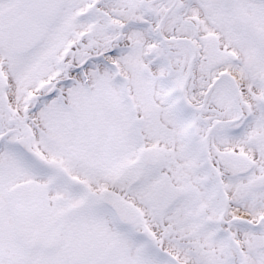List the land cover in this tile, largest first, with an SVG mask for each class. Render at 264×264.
I'll return each mask as SVG.
<instances>
[{"label": "snow or ice", "instance_id": "obj_1", "mask_svg": "<svg viewBox=\"0 0 264 264\" xmlns=\"http://www.w3.org/2000/svg\"><path fill=\"white\" fill-rule=\"evenodd\" d=\"M0 264H264V0H0Z\"/></svg>", "mask_w": 264, "mask_h": 264}]
</instances>
